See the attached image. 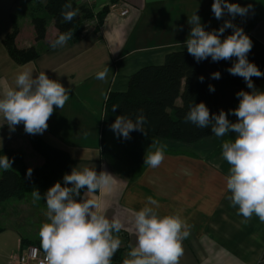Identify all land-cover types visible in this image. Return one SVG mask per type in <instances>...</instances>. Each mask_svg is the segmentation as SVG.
Masks as SVG:
<instances>
[{
	"label": "crops",
	"instance_id": "0c3cea01",
	"mask_svg": "<svg viewBox=\"0 0 264 264\" xmlns=\"http://www.w3.org/2000/svg\"><path fill=\"white\" fill-rule=\"evenodd\" d=\"M32 1L45 4L43 0ZM114 1L129 6V13L121 17L109 11L98 27L97 22L88 20L80 39L53 49L50 45L57 31L50 16L38 13L46 17L47 25L45 37L37 41L29 0H0V97L9 88H15L16 76L23 71H30L34 78L45 72L65 87L70 96L62 109L54 106L43 134H27L23 124L10 132L0 115V149L10 148L24 154L32 149L30 139L36 137L68 153L67 174L74 167L87 166L97 173L106 171L112 175L110 189L89 193L86 198L99 203L97 211L106 218L119 219L123 224L121 231L114 233L122 241L119 250L123 255L136 243L134 213L151 196L159 204L160 216L179 215L189 225V236L182 241L183 254L178 264H264V223L255 214L242 223L244 218L237 214L238 208L232 207L227 199L230 193L226 191L224 178L230 165L222 158V142L234 139V134L223 138L213 134L191 144L152 137L145 146L132 148L128 142L124 143L123 137L117 138L109 127L111 124H105L104 120L108 95L125 92L136 71L163 64L170 52L187 50L183 44L191 30L188 18L194 13L201 18L206 31L218 30L224 20L232 17L225 15L217 20L211 11L213 0H90V11L99 13ZM228 2L242 7L253 5L246 16H236L232 22L264 47V0ZM13 21L18 29L16 47H34L38 53L35 59L17 63L9 56L4 40L12 31ZM230 34L232 29H226L224 36ZM105 67L110 69L106 81L96 79L97 72ZM176 104L180 105L179 99ZM238 105L239 100L231 110ZM228 119L237 122L233 115ZM118 139H123L120 151ZM154 139L167 146L165 158L157 168L144 163ZM38 156L41 159L35 167H29L24 157L25 165L31 169L42 166L44 160ZM84 192L86 189L82 195Z\"/></svg>",
	"mask_w": 264,
	"mask_h": 264
},
{
	"label": "clouds",
	"instance_id": "9594fccd",
	"mask_svg": "<svg viewBox=\"0 0 264 264\" xmlns=\"http://www.w3.org/2000/svg\"><path fill=\"white\" fill-rule=\"evenodd\" d=\"M43 2L47 3V0ZM250 10H253L251 3L242 7L228 0H213L211 11L214 17L222 20L228 15L232 19L224 20L218 30L211 31L205 30L196 13L188 18L191 30L183 44L188 54L197 63L208 57L213 62L237 58L226 71L242 77L251 91L237 92L238 107L227 113L220 110L218 115L210 114L203 102H192L188 105L184 121L201 129L210 128L217 138L234 134V139L222 142V158L230 165L224 178L226 191L230 193L227 199L232 207L238 208L237 214L244 218L242 223H247L253 214L264 223V91L258 90L252 81V77L259 78L264 73L247 58L253 47L251 39L243 28L232 22L236 16H246ZM77 15L78 9H73L70 0L61 8L62 23L72 22ZM226 29H232V34L224 36ZM72 36L71 31L61 33L50 46L53 49L63 47ZM109 71L105 67L97 72L96 79L106 81ZM211 78L219 80L220 72L212 73ZM199 80L203 82L204 77H199ZM209 91L214 92V86L209 85ZM69 98L68 90L50 79L45 72H40L34 78L30 71H23L16 76L15 88H9L0 97V115L10 132L23 124L25 133L43 134L48 128L47 121L54 112V106L62 109ZM116 109L118 106L114 105L112 110ZM229 115L235 116L237 122H231ZM147 123V117L140 109L135 119L129 115H119L109 127L117 138L129 140L133 131L147 135ZM166 147L154 139L145 153V165L159 167L165 158ZM13 162L6 155L0 156V168L7 170ZM32 171L31 168L27 170L26 178L31 179ZM113 178L106 171L97 173L87 166L74 167L71 174L63 176L64 186L56 182L43 197L38 190L32 192L34 200L45 199L47 206V222L38 231L40 248L44 252L40 264H111L112 257L122 244L114 233H119L123 224L119 219L106 218L97 211L99 203L86 197L89 193L110 189ZM83 189L86 192L81 195ZM158 208L157 200L149 196L144 206L134 213L136 243L129 246L130 251L122 264H178L183 254L182 241L189 236V225L179 215L160 216ZM36 252L33 249V257Z\"/></svg>",
	"mask_w": 264,
	"mask_h": 264
},
{
	"label": "trees",
	"instance_id": "16d2710c",
	"mask_svg": "<svg viewBox=\"0 0 264 264\" xmlns=\"http://www.w3.org/2000/svg\"><path fill=\"white\" fill-rule=\"evenodd\" d=\"M29 2L32 15L31 22L35 28L37 41L45 37L47 25L46 17L38 16L39 12L47 14L53 20L57 31L55 39L61 33L71 31L73 36L68 41L80 39L85 31V23L88 20H93L94 17L90 9L70 0L73 9H78V15L72 22L62 23L60 11L69 0H47L44 5L37 1L29 0ZM107 12H109L108 7L95 14L97 27ZM17 34L18 29L13 21L12 31L4 40L9 56L17 63L35 59L38 53L34 47L28 49L16 47L15 38ZM250 39L253 47L247 58L249 62L254 63L264 73V47L252 38ZM236 59L233 57L231 60L213 62L211 57H208L197 63L187 50L170 52L165 56L163 64L145 66L136 71L130 77L125 92L108 95L104 107L105 124L114 123L115 118L123 114L135 119L138 110L143 109L148 120L145 125L147 135L139 131L131 132V139L126 141L132 148L145 146L152 137L184 144L195 143L210 137L213 135L210 128L201 129L191 123H186L184 116L188 111V105L192 102L195 104L203 102L210 114L218 115L220 110L227 113L239 100L236 97L237 92L241 90L251 91L247 88L242 77L233 76L226 71L232 67ZM214 72H220L221 78L219 80L211 78V74ZM201 76L204 77L203 82L199 80ZM252 81L258 90L264 91V76L252 77ZM209 85L214 86V92L209 91ZM178 99L180 105L176 104ZM114 105L118 106L115 111L112 110ZM30 140L32 148L44 160L42 166L32 169L31 179L26 178L29 168L24 163L22 151L10 148L0 149V156L6 155L10 160H14L11 168L7 170L0 168V202L10 198L22 199L25 195L32 194L36 190L43 196L56 182H60L64 186L63 176L67 174L70 165L68 153L50 146L39 138L32 137ZM15 166L19 167V171L13 169ZM83 191L84 189L81 190V195ZM2 231L3 228H0V233ZM31 245L40 248L38 242H32L28 239H21L20 241L22 249ZM111 261L122 264V250H118Z\"/></svg>",
	"mask_w": 264,
	"mask_h": 264
},
{
	"label": "rangeland",
	"instance_id": "374dc122",
	"mask_svg": "<svg viewBox=\"0 0 264 264\" xmlns=\"http://www.w3.org/2000/svg\"><path fill=\"white\" fill-rule=\"evenodd\" d=\"M121 140L123 139L116 140L119 151ZM123 141L127 144L126 140ZM115 152L120 157L118 151ZM24 155L25 162L29 167H35L36 161L41 159L33 148L28 149ZM13 169L19 171L18 166ZM46 211V200H34L32 194H27L22 199L10 198L0 202V228H4V231L0 233L1 264H15L13 258L18 256L22 250L18 246L21 238H29L40 243L38 231L40 226L47 222Z\"/></svg>",
	"mask_w": 264,
	"mask_h": 264
},
{
	"label": "built area",
	"instance_id": "2783aa9c",
	"mask_svg": "<svg viewBox=\"0 0 264 264\" xmlns=\"http://www.w3.org/2000/svg\"><path fill=\"white\" fill-rule=\"evenodd\" d=\"M78 4L85 6L86 8L90 9V0H77ZM109 11L114 12V13H118L119 16L123 17L126 16L129 13L130 7L121 3H117V1L115 2H111L108 6ZM94 17H93V22H97V17L95 16V14L93 13ZM33 249H36V255L35 257H33L32 252ZM128 251H126V253L122 252V259H124L126 257ZM44 258V252L41 248H39L36 245H31V246H27L25 247L23 250H21V252L19 253L18 256L14 257L13 260L15 262V264H40V262L43 260ZM111 264H117V263H113L111 261Z\"/></svg>",
	"mask_w": 264,
	"mask_h": 264
}]
</instances>
